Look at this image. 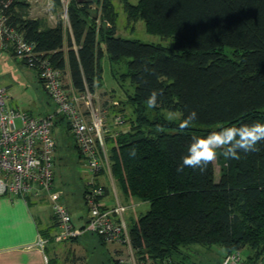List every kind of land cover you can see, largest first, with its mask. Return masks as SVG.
Segmentation results:
<instances>
[{"label": "trees", "instance_id": "obj_1", "mask_svg": "<svg viewBox=\"0 0 264 264\" xmlns=\"http://www.w3.org/2000/svg\"><path fill=\"white\" fill-rule=\"evenodd\" d=\"M92 2L70 1L76 48L71 38L66 46L61 21L49 26L44 17H31L26 1L13 0L7 13L37 51L54 66L68 69L79 91L95 90L104 53L113 62L127 58L123 75L134 86L127 100L132 107L130 124L107 139L118 189L126 199L150 203L149 210L128 226L136 255L141 261L171 260L181 247L217 244L227 253L247 247L249 261L262 258L264 143L258 145L259 152L226 161L218 181L213 163L204 172L185 168L178 173L176 168L193 136L204 137L225 126L264 123V0L124 1L131 22L142 18L147 32L172 38L173 47L118 36L112 0H102V19L111 25L101 23L97 30ZM154 88H162L164 94L158 108L148 109L146 99ZM170 109L181 118L195 110L198 118L181 131L178 121L165 120L163 111ZM132 148L135 158L129 156ZM103 190L105 195L107 188ZM53 222L57 226L54 215ZM49 231L48 227L40 234L46 239Z\"/></svg>", "mask_w": 264, "mask_h": 264}, {"label": "built area", "instance_id": "obj_2", "mask_svg": "<svg viewBox=\"0 0 264 264\" xmlns=\"http://www.w3.org/2000/svg\"><path fill=\"white\" fill-rule=\"evenodd\" d=\"M13 0L0 3V40L4 47L11 48L14 56L36 70L44 90L55 104V114L33 116L27 111L6 104V89L0 87V196H20L27 200L40 197L44 192L51 202L57 223L54 236L59 240L69 239L79 233L72 221L68 207L61 202L62 191L54 187L53 159L57 149L54 136L55 115L67 117L69 129L83 157V164L89 172L86 181L84 200L88 209L84 230L101 235L106 241H114L131 246L124 212L127 205L116 202L108 206L102 201L103 186L98 184L99 172L107 161L103 140L104 111L97 105L96 91L86 88L77 90L69 72L52 64L43 52L35 49L33 42L10 21L7 10ZM29 4V15L35 7H40L46 20L56 25L61 21L64 32H69L73 40L68 11L71 0H24ZM96 28L101 23L110 26L102 19V0L93 9ZM31 16V15H30ZM38 17V16H31ZM74 42V40H73ZM68 78L69 88L63 79ZM46 239L38 237L36 245L43 248ZM47 260V259H46ZM121 264H126L120 259ZM221 264H264V256L252 261L243 260L239 251L225 256Z\"/></svg>", "mask_w": 264, "mask_h": 264}, {"label": "rangeland", "instance_id": "obj_3", "mask_svg": "<svg viewBox=\"0 0 264 264\" xmlns=\"http://www.w3.org/2000/svg\"><path fill=\"white\" fill-rule=\"evenodd\" d=\"M112 1L117 11L115 24L118 36L125 39L139 40L143 43L173 47L174 41L172 38H162L160 35L147 32L142 18L131 22L124 5L125 0ZM127 1L132 4H137L138 2V0ZM97 4L98 1L96 0H93L90 4L91 16L97 14L98 9H93ZM33 10L30 14L31 16L44 15L40 7H35ZM105 20L107 19L105 18ZM109 23L111 22L109 21ZM103 24L108 27L105 22ZM64 36L67 46L71 36L67 31L64 32ZM73 48H76L74 42ZM225 51L228 54H235L229 48H225ZM126 61L127 58H121L117 62H113L104 53L101 58L102 71L99 74L100 79L95 91L98 96L97 105L104 111L102 132L105 153L107 154V161L106 163L104 162V166L99 172L97 183L106 185L107 193L106 195L103 194L102 201L107 205L113 206L118 199L122 204L127 205L124 219L128 228L133 221L149 210L150 203L134 197L126 199L123 196L112 176L109 160L112 143L107 139V136L127 130L130 124L132 107L127 100L128 95L134 92V86L129 78L123 75L127 70ZM63 79L66 87L69 88L66 73H64ZM0 87H5L6 89V104L9 106L27 111L37 117L48 113L55 114V104L44 90L36 70L21 61H14L6 50L2 51L0 58ZM163 112L164 114L167 113L166 110ZM55 120L59 121L54 127V136L57 140V149L54 154L52 167L54 186L62 191L61 202L75 215L74 225L79 229V233L69 239H57L54 236L57 227L55 224L52 225L50 200H35L30 197L28 201H30L34 212L39 214L42 226H45L44 228L48 226L50 229L46 237V245L44 246L45 254L48 257L47 264H121L120 259H123L126 264H221L225 256L230 253H227V250L217 244L209 247L194 244L181 247L180 252L174 255L171 260L149 259L141 261L134 249L131 254L132 250L127 245L102 240L93 232L85 231L84 225L88 216V207L84 200L83 189L86 187L89 172L83 164V157L69 129L67 117L56 113ZM213 166L214 177L218 181L222 169L226 166V161L223 157H218L217 161L213 162ZM40 195L38 198L46 196L44 192ZM236 251L240 252L243 260L247 259V255L250 252L247 247H242Z\"/></svg>", "mask_w": 264, "mask_h": 264}, {"label": "clouds", "instance_id": "obj_4", "mask_svg": "<svg viewBox=\"0 0 264 264\" xmlns=\"http://www.w3.org/2000/svg\"><path fill=\"white\" fill-rule=\"evenodd\" d=\"M163 94L162 88L151 89L146 99V107L148 109L158 108ZM181 115L170 109L165 114V120L169 123L178 121V128L184 131L191 128L198 118V113L195 110H191L183 118ZM158 130L162 132L164 129L161 127ZM261 143H264V123L260 122L225 126L209 132L204 137L193 136L176 171L180 173L185 168H190L204 172L210 163L217 161L218 157H223L225 161H238L241 159V153L259 152L258 145ZM136 155V149L132 148L129 151V156L135 158Z\"/></svg>", "mask_w": 264, "mask_h": 264}, {"label": "crops", "instance_id": "obj_5", "mask_svg": "<svg viewBox=\"0 0 264 264\" xmlns=\"http://www.w3.org/2000/svg\"><path fill=\"white\" fill-rule=\"evenodd\" d=\"M45 22L52 26L46 18ZM3 50H6L14 61H20L8 47L2 45L0 40V58ZM102 186L106 185L103 183ZM34 199L49 200L47 196ZM116 201L120 202L119 199ZM71 216L75 223L76 218L72 212ZM51 218L53 219V211ZM41 222L39 214L34 212L30 201L20 196H0V264H47L48 257L45 254V247L41 248L36 245L38 237L41 236L40 230L45 229Z\"/></svg>", "mask_w": 264, "mask_h": 264}]
</instances>
